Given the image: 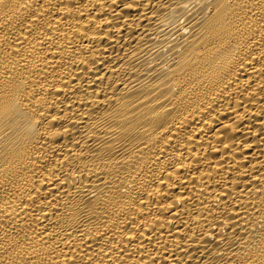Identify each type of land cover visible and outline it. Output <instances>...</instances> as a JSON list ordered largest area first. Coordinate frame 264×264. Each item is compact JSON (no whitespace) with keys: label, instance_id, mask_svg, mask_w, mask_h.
<instances>
[{"label":"bare ground","instance_id":"1","mask_svg":"<svg viewBox=\"0 0 264 264\" xmlns=\"http://www.w3.org/2000/svg\"><path fill=\"white\" fill-rule=\"evenodd\" d=\"M0 264H264V0H0Z\"/></svg>","mask_w":264,"mask_h":264}]
</instances>
